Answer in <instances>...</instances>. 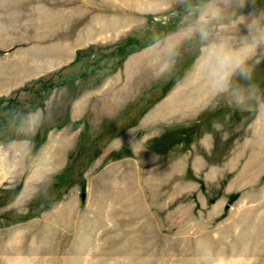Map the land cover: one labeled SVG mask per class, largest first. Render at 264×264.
<instances>
[{"label": "rangeland", "instance_id": "obj_1", "mask_svg": "<svg viewBox=\"0 0 264 264\" xmlns=\"http://www.w3.org/2000/svg\"><path fill=\"white\" fill-rule=\"evenodd\" d=\"M0 264H264V0H0Z\"/></svg>", "mask_w": 264, "mask_h": 264}, {"label": "clouds", "instance_id": "obj_2", "mask_svg": "<svg viewBox=\"0 0 264 264\" xmlns=\"http://www.w3.org/2000/svg\"><path fill=\"white\" fill-rule=\"evenodd\" d=\"M202 38L206 33L201 32ZM201 69L213 85L226 84L231 75L239 71L247 77L249 73L244 63L237 62L231 50L222 44L209 43L203 51Z\"/></svg>", "mask_w": 264, "mask_h": 264}]
</instances>
